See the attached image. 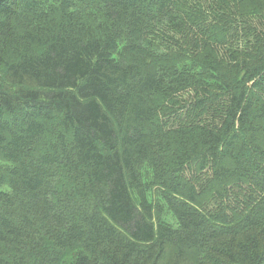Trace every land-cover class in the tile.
Returning <instances> with one entry per match:
<instances>
[{"label":"trees","instance_id":"trees-1","mask_svg":"<svg viewBox=\"0 0 264 264\" xmlns=\"http://www.w3.org/2000/svg\"><path fill=\"white\" fill-rule=\"evenodd\" d=\"M0 264H264V0H0Z\"/></svg>","mask_w":264,"mask_h":264}]
</instances>
